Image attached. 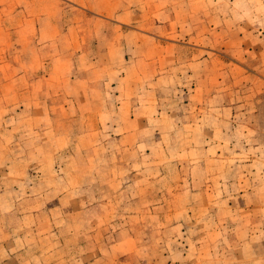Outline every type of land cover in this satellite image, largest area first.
Instances as JSON below:
<instances>
[{
    "label": "rangeland",
    "instance_id": "obj_1",
    "mask_svg": "<svg viewBox=\"0 0 264 264\" xmlns=\"http://www.w3.org/2000/svg\"><path fill=\"white\" fill-rule=\"evenodd\" d=\"M13 1L0 264H264V0L114 1L109 67L36 57ZM69 7L76 51L95 21Z\"/></svg>",
    "mask_w": 264,
    "mask_h": 264
},
{
    "label": "crops",
    "instance_id": "obj_2",
    "mask_svg": "<svg viewBox=\"0 0 264 264\" xmlns=\"http://www.w3.org/2000/svg\"><path fill=\"white\" fill-rule=\"evenodd\" d=\"M2 1L5 2V0ZM58 1L59 0H24V2L23 0L13 1V4L19 7L24 17L35 23V27H33V29H30L29 27L26 28L29 29L26 36L29 37V39L32 38V53L38 58L41 56V59L50 57L54 58L59 56L61 53H65L68 56L67 59L70 61H75V58L79 57L81 58V61H83V64H85L84 62L96 61L98 59H100L105 66L109 63H113L114 61L111 59L113 46L111 47L109 42L115 39L118 31L116 26L119 22H117V9H113L112 11L110 8L112 6V2L117 0H109L110 4L103 6V10L101 9L102 11L95 9L94 5L91 4L93 3V0H78V2L75 0H62L67 3V5H74L75 8L80 9L79 11H84L83 14H86L87 11H89L88 13H92L95 19H93L95 22L90 38H87L85 33L78 34L81 42L76 51L74 50L75 46L71 47V45L67 46L66 44L67 42L70 43L69 40H73V36L69 32L68 25L70 22L75 21L76 18L77 21H83L82 17L84 16L85 19V15H82L81 17L78 12L70 10L69 6H67L65 10L55 12L54 6ZM3 3H0V35H7L4 27L1 25V19L3 20V18H7L9 20L10 16H2V6H4ZM44 8L47 11L43 12ZM39 11L42 13L40 14ZM16 26L17 28L13 30V36L16 35L18 37L22 34L23 28L21 25ZM7 30L10 32L8 28ZM13 42H18V40H13ZM14 43L12 45L13 49H10L11 47L8 49L4 46H0V64L7 62L10 66L15 67L17 65L16 62H14L15 60L20 61L25 56L29 57L27 54H30V52L25 51L22 46H16ZM121 47L122 50L126 49L124 45H121ZM6 49L7 51L5 52ZM127 53L129 52L126 49L123 52L125 61H127ZM2 55L5 61L2 58ZM30 58H32V56ZM107 67H109V65Z\"/></svg>",
    "mask_w": 264,
    "mask_h": 264
}]
</instances>
